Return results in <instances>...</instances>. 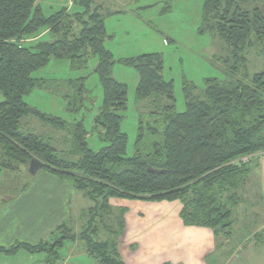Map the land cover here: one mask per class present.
Returning a JSON list of instances; mask_svg holds the SVG:
<instances>
[{"label":"trees","instance_id":"16d2710c","mask_svg":"<svg viewBox=\"0 0 264 264\" xmlns=\"http://www.w3.org/2000/svg\"><path fill=\"white\" fill-rule=\"evenodd\" d=\"M41 1L0 0V166L14 171L34 158L41 162L40 169L71 181L90 203L80 214L87 221L81 234L99 264H126L117 251L125 209H115L110 199L176 200L185 226L207 228L220 238L233 235L237 230L233 217L244 207V192L250 185L248 163L252 156L264 154V73L246 71L252 50L257 57L264 56V0L204 1L199 33L215 34L233 64L227 67L228 78L205 79L199 94L185 84L181 113L175 109L172 82L162 76L160 54L117 60L138 75L135 102L146 108L138 118L130 156L120 128L127 87L111 75L115 61L104 46L109 38L101 12L104 1L71 0V13L65 6H47L46 16ZM32 39L35 43L26 45ZM51 59L68 60L74 70L96 60L93 73L102 100L93 132L104 144L100 150L88 148L82 122L68 124L25 103L24 97L33 90L59 95V88L65 90L60 96L69 112L83 109L88 97L84 78L58 82L33 77ZM27 117L48 133L23 130L21 121ZM59 133L65 142L64 156L52 144L60 142L53 137ZM58 234L52 244L0 247V255L19 249L51 251L76 236L65 225Z\"/></svg>","mask_w":264,"mask_h":264},{"label":"rangeland","instance_id":"374dc122","mask_svg":"<svg viewBox=\"0 0 264 264\" xmlns=\"http://www.w3.org/2000/svg\"><path fill=\"white\" fill-rule=\"evenodd\" d=\"M102 0H96V4H102ZM104 8L101 12L105 17V31L107 40L104 42L105 48L111 52L115 63L111 68L112 77L126 85L127 87V108L122 113L121 131L127 136L126 154L132 155L134 152L135 137L137 132V122L140 113L146 108L144 103L137 105L135 102V89L138 83V75L132 68L124 67L117 63L118 59L137 57L142 54L157 53L163 59L162 76L165 81L172 82L173 98L175 109L178 113L185 110L184 85L194 87V93L199 94L204 88V81L207 78H216L224 80L228 78L227 67L233 62L228 55L225 45L217 38L215 34H200L202 4L205 0H103ZM44 15H49L47 6L54 9L65 6L69 13L71 10V0H42L40 2ZM103 8V7H102ZM107 11V13L105 12ZM78 11H82L79 9ZM43 35V34H42ZM41 37L43 38V36ZM40 37V39H41ZM44 40V39H42ZM36 40H29L26 45H32ZM251 59L247 61L246 71L248 75L253 73H264V56L257 57L255 51H251ZM255 55V56H254ZM96 60L91 59L85 68L74 70L71 68L68 60L51 59L48 65L35 72L33 77L48 81H65L68 79L84 78V87L88 91L87 100L83 109L79 113L69 112L66 101L60 96L64 91L59 89V95L53 94L46 90H33L24 97L25 103L37 109L38 111L61 118L68 124L82 122L85 131H87V146L90 150L96 152L104 147L93 132V119L98 113L102 100V91L99 86L93 69ZM53 86H58L55 83ZM62 91V92H61ZM3 96L0 92V102ZM33 118H23L21 128L38 134H47V130L41 129V124ZM62 133L57 134L54 139H61ZM61 156L63 155L64 144L61 140L52 141ZM261 155H254L250 158L248 167L251 174L255 177L252 181L253 187L259 188L264 185L262 181L264 173V163L260 158ZM22 167L21 173H17L5 182L12 187L17 188L26 181L28 187L36 180L35 175L29 174V164L18 165ZM16 169L14 171H18ZM39 169L36 175L43 173ZM16 173V172H14ZM21 179V181H20ZM26 179V180H25ZM263 189V188H262ZM259 197L255 202L243 211L238 208L236 218V228L239 224L243 226L241 234L250 233L252 228H246L244 225L245 214L251 207L255 215H264V197L262 190L259 191ZM76 198L71 202L72 221L76 232V238H79L76 245L85 247L86 237L81 234L86 225V219L77 218L78 213L84 214L85 209L90 203L78 192ZM82 195V194H81ZM254 200L253 196H250ZM254 204V206H253ZM116 209V208H115ZM82 211V212H81ZM264 218L260 217L252 233L261 234ZM83 226V229H82ZM81 234V235H80ZM81 236V237H80ZM120 237V236H119ZM224 237V236H223ZM236 237V236H235ZM222 247H218L210 264H264V245L260 250L255 247H245L244 241L238 242L239 239L232 238ZM221 239V238H220ZM248 241V239H246ZM244 246V248H243Z\"/></svg>","mask_w":264,"mask_h":264},{"label":"crops","instance_id":"0c3cea01","mask_svg":"<svg viewBox=\"0 0 264 264\" xmlns=\"http://www.w3.org/2000/svg\"><path fill=\"white\" fill-rule=\"evenodd\" d=\"M258 155H261L264 163V154ZM18 169L11 171L0 166V247L8 248L17 243L30 246L52 244L60 236L58 228L62 225L76 235L73 226L75 220L72 221L70 217L71 202L79 194L71 181L45 171L36 175L38 170L34 176L36 180L30 187L24 181L22 186L20 184L14 188L5 181L20 174L22 167ZM249 179V183L253 184L255 177L251 174ZM262 181L264 183V173ZM262 188L246 187L244 207L249 208L252 202L257 205L255 198L262 199L259 191L262 190L264 197V185ZM250 196L254 197L253 201ZM109 203L114 208L125 209L124 228L117 241V251L126 264H210L211 260H215L212 259L214 256H219L216 253L218 247H223L230 237L239 239L238 242L244 241L245 247L257 246V250L264 245V225L261 234L252 233L257 221L264 215L253 214L252 207L245 213L247 218L244 219L245 229L252 228L250 233L246 230L247 233L241 234L244 228L239 224L233 235L220 239L207 228L185 226L180 218L181 203L176 200L148 202L110 199ZM79 215L76 217L79 218ZM78 240L76 237L63 240L59 248L51 251L19 249L11 255L1 254L0 264H99L85 247L76 245Z\"/></svg>","mask_w":264,"mask_h":264},{"label":"water","instance_id":"95a60500","mask_svg":"<svg viewBox=\"0 0 264 264\" xmlns=\"http://www.w3.org/2000/svg\"><path fill=\"white\" fill-rule=\"evenodd\" d=\"M42 164L37 159H31L29 162V174L35 175V173L41 168Z\"/></svg>","mask_w":264,"mask_h":264}]
</instances>
